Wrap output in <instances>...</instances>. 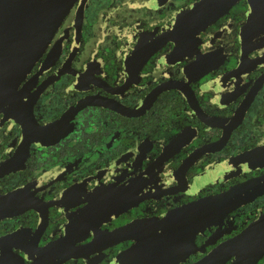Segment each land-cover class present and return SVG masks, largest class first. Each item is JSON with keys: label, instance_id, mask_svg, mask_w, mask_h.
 I'll list each match as a JSON object with an SVG mask.
<instances>
[{"label": "flooded vegetation", "instance_id": "1", "mask_svg": "<svg viewBox=\"0 0 264 264\" xmlns=\"http://www.w3.org/2000/svg\"><path fill=\"white\" fill-rule=\"evenodd\" d=\"M69 7L0 113V264H264V0Z\"/></svg>", "mask_w": 264, "mask_h": 264}, {"label": "water", "instance_id": "2", "mask_svg": "<svg viewBox=\"0 0 264 264\" xmlns=\"http://www.w3.org/2000/svg\"><path fill=\"white\" fill-rule=\"evenodd\" d=\"M72 4L73 0H0V113L19 105L21 82ZM201 206L194 210L200 221L208 215ZM258 227L250 232H257Z\"/></svg>", "mask_w": 264, "mask_h": 264}]
</instances>
